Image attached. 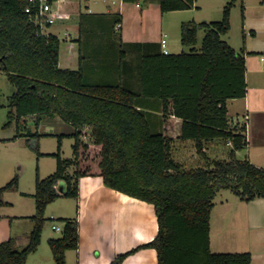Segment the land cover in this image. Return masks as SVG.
Returning a JSON list of instances; mask_svg holds the SVG:
<instances>
[{"label":"trees","instance_id":"1","mask_svg":"<svg viewBox=\"0 0 264 264\" xmlns=\"http://www.w3.org/2000/svg\"><path fill=\"white\" fill-rule=\"evenodd\" d=\"M28 1L0 0V71L16 87L9 97L4 127L15 120L22 130L28 117L38 126L42 117L58 115L74 131L59 135L57 151L46 154L56 159V170L45 178L36 176V211L27 245L16 250L13 238L2 241L0 264H26L41 244L48 205L60 196L78 199L79 179L85 171L77 168L71 174L69 169L78 165L80 151L89 143L101 146L100 176L106 187L154 205L158 233L143 247L156 250L158 264H252L249 252L213 253L210 249V215L218 192L231 190L245 202L264 198V168L237 157L238 151L248 147L246 125H233L228 116V101L247 95L245 47L237 51L224 39L238 1L244 23V1L229 0L220 20L184 21L181 44L189 50L178 54H165L159 43L123 44L115 31L121 60L119 79L128 53L141 55L140 92L122 79L89 76L84 67V15H80L75 40L79 67H60L62 40L46 32L52 24L41 26L25 12ZM159 3L166 13L192 9L196 0ZM117 23L121 18L115 13L111 28ZM200 31L204 35L197 47ZM141 105L160 109L162 121L170 114L182 119L181 139L194 142L205 165L186 169L177 162L171 153L172 139L155 130L151 113L139 108ZM26 136L37 140L40 134L27 132ZM64 136L74 139L72 158L62 157ZM209 140L230 144L227 159L205 153L204 143ZM34 150L44 156L38 143ZM60 181L66 183L63 195L57 191ZM18 183L16 175L0 186V207L5 204L2 194L17 188ZM59 220L61 235L48 244L55 263L66 264V252L79 246V223L70 218ZM134 251L118 255L111 264H120Z\"/></svg>","mask_w":264,"mask_h":264},{"label":"crops","instance_id":"2","mask_svg":"<svg viewBox=\"0 0 264 264\" xmlns=\"http://www.w3.org/2000/svg\"><path fill=\"white\" fill-rule=\"evenodd\" d=\"M217 1V11L222 14L223 7L229 0ZM243 1L245 5V20L242 23L243 32L252 27L250 34L256 36L259 30H264V17L255 24L250 23L248 19L249 0ZM137 4H140V7ZM236 4L240 6L241 11L240 1ZM189 11H192V9L164 13L161 11L159 0H138L137 2H125L123 0H101V2L59 0L54 6V23L46 32L56 35L65 42L67 53H65V60L61 63L60 52V67L73 69L70 66L74 63V67L77 69L79 67V53L78 44L75 40L79 36L80 15H84V67L89 76L92 79L103 78L110 81L122 79L130 87L140 92L142 88L141 55L132 51L128 53L127 62L123 66V74L119 79L121 60L117 45L119 40L117 35L115 36V31L120 33V40L123 44L159 43L161 45V40L166 39L168 53L178 54L184 50H189L188 47L181 44V24L184 21H189L184 17L186 12ZM115 13L119 14L121 18L120 29H117L116 26L114 29L111 28L112 15ZM234 16L236 15L232 10L231 27ZM209 19L211 18H204L203 21H214ZM192 20L195 21V18H192ZM244 47L248 88L250 54H258L260 61L264 62V56L261 55L264 53V43L258 48H248L245 45ZM234 49L237 50V48ZM239 49L241 50V48ZM257 71L256 69L255 72ZM252 82L256 89L262 86L260 81L255 84L252 79ZM231 103H243L244 113L237 112L235 118H230L229 107ZM154 106H158V104L154 103ZM227 106L230 122L233 125H246L248 147L245 150H248L252 141L260 147L264 146V131H260L258 135L249 132L251 125L250 110L252 109L249 90L245 98L231 99L228 101ZM139 108L151 113L150 119L155 130L172 139V156L184 167L183 161L176 155L179 153L193 154L197 153V150L194 142L181 139L182 119L170 114L162 121L160 109L151 108L150 106L144 108L142 105ZM48 117L53 118L54 116ZM67 125L72 129V133L74 128L70 124ZM255 136L260 139L257 143ZM83 138L86 140V136ZM222 144L224 142L221 140L206 141L204 151L207 155H210V153H215ZM100 151L101 146L92 143H89L87 149H81L78 165L69 169L71 174L77 168L80 171H85V175L79 179L78 199L60 196L58 199L65 198L73 201L70 205L69 203H64L65 205L61 203L49 209V213H53L51 218L56 215L57 218L54 217L55 219L70 218L76 219L79 223V246L76 250L66 252V264H111L118 255L128 253L134 249L136 251L129 254L120 264H158L156 250L143 247L154 240L158 233L154 205L106 187L103 178L100 176ZM40 152L44 154V156H40V166L41 160L44 158L55 159L52 156H46V154H53L56 151L49 152L40 148ZM239 152H237V157ZM85 154L94 155H92L91 160L85 161ZM247 158L253 164L259 166L249 158V154H247ZM37 175L40 178H45L41 174L37 173ZM35 182L34 188L30 192L21 191L20 184L18 187L21 200H28L27 203H24L26 205L25 212L7 210V208L14 209L16 203L5 200L4 193L2 194V200L5 204L0 207V243L13 238L16 250H22L27 245L29 234L34 226L31 217L36 211L33 198ZM57 191L60 195L65 193L66 183L64 181L58 183ZM222 191L217 193L210 215L211 251L213 253L249 252L252 255V264H264V198H256L245 202L237 195H227L221 193ZM218 194L221 197L219 201H216ZM19 205L23 206L21 201ZM58 226L62 229L63 224L60 223ZM56 237L45 235L43 232L40 246L28 256L26 264H52L51 262H54V259L48 241Z\"/></svg>","mask_w":264,"mask_h":264},{"label":"rangeland","instance_id":"3","mask_svg":"<svg viewBox=\"0 0 264 264\" xmlns=\"http://www.w3.org/2000/svg\"><path fill=\"white\" fill-rule=\"evenodd\" d=\"M99 1L101 0H91ZM217 0H196L195 7L192 11L186 12L184 17L188 20L195 18V21H203L204 18H211L209 20H220L222 14L218 13ZM217 5V6H216ZM191 10V9H190ZM234 16L233 25L231 27L228 35L224 37L234 48H243L244 45L248 48H258L264 43V30H259L256 36L250 34V29L243 32V26L241 22V11L238 4L233 8ZM237 13V14H236ZM234 15V14H233ZM264 17V0H249L248 2V19L250 23L255 24L261 21ZM47 30V29H46ZM204 32H199V42L197 46H200L201 40L203 38ZM62 40V39H61ZM65 42L62 40L61 44V63L65 60L66 46ZM252 50V49H251ZM258 54H250L249 64H248V88L249 99L252 102V109L250 110V127L249 132L254 135H258L260 131H264V62L260 61ZM264 56V53L261 54ZM74 63L70 67L75 69ZM257 69L258 71L255 72ZM255 84L261 82V87L255 88L252 82ZM16 92V87L12 85L4 72H0V185L4 187L9 183L16 175L18 176L21 191L30 192L33 190L34 182L37 173L41 176H48L55 171L56 161L53 158H44L41 160V166L39 165L40 156L34 150L36 143L39 145V150L55 152L57 151L58 136L61 134L71 133L72 129L65 123L60 116L55 115L53 118L44 116L42 117L40 124L37 126L35 119L33 117H28L24 123L22 130L17 128V123L15 120L12 121L11 125L4 127L8 121L9 112V97ZM230 118H235V113H244L243 103H231L230 104ZM27 132L39 133L40 137L36 140L34 138H29ZM264 138V137H263ZM260 140L255 136V141ZM73 144L74 139L68 136H64L62 141V156L64 158H71L73 155ZM229 144H222L215 153H210V158L216 159H227ZM251 158L256 164H259L261 168H264V146H259L252 141V144L248 150H243L238 153V159L244 160ZM94 154H85L84 160L89 161ZM184 163V168L191 169L199 165H205V161L202 156L198 153H179L176 155ZM93 161L95 159H92ZM18 187L4 192L5 200H10L16 203L14 209L7 208L9 211L13 212H25L28 200H21V196L18 192ZM221 193L227 195H235L231 190H223ZM221 197L218 194L216 201H219ZM20 201L23 206L19 205ZM30 201V200H29ZM73 200L60 198L55 202L48 205L45 211V222L43 227V232L46 235L57 236L61 235L60 231L54 230L53 225H59L61 221L59 219L51 220L53 213H49L51 207H55L59 204L72 203ZM32 203V202H31ZM64 204V205H65ZM32 205V204H31ZM56 217V215H53ZM57 218V217H56ZM56 237V238H57ZM56 264L55 261L51 262Z\"/></svg>","mask_w":264,"mask_h":264},{"label":"built area","instance_id":"4","mask_svg":"<svg viewBox=\"0 0 264 264\" xmlns=\"http://www.w3.org/2000/svg\"><path fill=\"white\" fill-rule=\"evenodd\" d=\"M59 0H29L25 8V12L32 15V18L44 26L46 24H53L55 20L54 6ZM140 7V4H137ZM117 29L121 28V23L116 24ZM45 31V30H44ZM162 50L165 54L168 53L166 50V39L161 40ZM55 218L52 217V220ZM53 229L61 231V227L58 225H53Z\"/></svg>","mask_w":264,"mask_h":264}]
</instances>
